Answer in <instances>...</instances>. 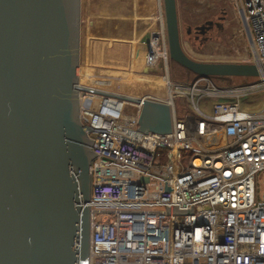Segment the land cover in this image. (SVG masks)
I'll return each instance as SVG.
<instances>
[{
  "label": "built area",
  "instance_id": "1",
  "mask_svg": "<svg viewBox=\"0 0 264 264\" xmlns=\"http://www.w3.org/2000/svg\"><path fill=\"white\" fill-rule=\"evenodd\" d=\"M233 2L252 38L249 58L264 67V0ZM160 31L147 66L169 59ZM168 86L167 99H146L171 105V134L139 131L143 104L132 121L90 126V264H264V108L245 109L240 99L261 88L243 87L209 113L192 95L193 112L181 115L174 99L185 90Z\"/></svg>",
  "mask_w": 264,
  "mask_h": 264
},
{
  "label": "water",
  "instance_id": "2",
  "mask_svg": "<svg viewBox=\"0 0 264 264\" xmlns=\"http://www.w3.org/2000/svg\"><path fill=\"white\" fill-rule=\"evenodd\" d=\"M162 1L173 62L200 79L264 77L257 64L192 60L181 43L177 0ZM80 59L81 0H0V264L91 263L97 154L93 129L82 121L83 93L143 104V134L173 131L168 103L82 87Z\"/></svg>",
  "mask_w": 264,
  "mask_h": 264
},
{
  "label": "rangeland",
  "instance_id": "3",
  "mask_svg": "<svg viewBox=\"0 0 264 264\" xmlns=\"http://www.w3.org/2000/svg\"><path fill=\"white\" fill-rule=\"evenodd\" d=\"M161 2L164 13V3ZM118 3L120 2L117 0H81L80 85L82 87L140 98L149 94H167L168 81L173 88L179 86L185 90L183 91L185 94L174 99L179 114L184 115L193 112L189 105L192 95L197 99L196 103H200L209 113L214 102L229 99L230 94L243 87L255 86L261 89L255 95H243L240 98L243 100L242 106L245 109L256 111L264 108V79L262 78L212 77L200 79L173 62L170 59V53L167 62L161 59L155 66H147L145 63L146 47L143 43H137L139 41H132L131 44L112 41L109 47L102 44L107 42L97 36L102 30L96 28L92 32L90 21L100 19V17H116L115 9ZM177 7L181 43L188 57L204 63L252 64L249 58L253 54L252 47L247 36L243 38L239 33L241 22L236 18L235 12L238 15L239 13L232 0H177ZM222 16H227V23H223L225 30L223 32L213 30L212 39L204 45L196 43L195 28L208 21H218ZM106 27V30L111 33L119 32L112 24ZM189 29L192 30L190 34ZM158 32L161 33V31ZM117 45L125 46L126 49L117 50ZM127 45L130 47L127 48ZM202 79H209V81ZM195 85L198 91L184 89ZM202 95L203 98L199 97ZM151 97L158 96L152 95ZM117 102L110 98L83 93L81 103L84 124L93 127L104 125L105 120L110 117L114 118L112 114L114 112L118 114L115 120L121 122L132 121L138 116V110L134 104L124 103L119 107L115 106ZM258 189L259 196L264 198V173L259 177Z\"/></svg>",
  "mask_w": 264,
  "mask_h": 264
},
{
  "label": "crops",
  "instance_id": "4",
  "mask_svg": "<svg viewBox=\"0 0 264 264\" xmlns=\"http://www.w3.org/2000/svg\"><path fill=\"white\" fill-rule=\"evenodd\" d=\"M119 5L115 9L116 17H100V19L90 21L91 30L94 32L96 28H100L102 31L98 32V37L107 40L105 46L109 47L111 42L118 41L126 42L131 44L133 41H139L137 43L144 44L147 53L148 45L152 37L160 31V29L165 28V16L163 13L162 0H117ZM233 3V0H232ZM128 7V8H127ZM129 7H131L129 9ZM235 12V11H234ZM236 13L237 20L241 22L239 33L242 37H245V27L241 20V17ZM227 23V22H226ZM114 25L118 33L109 32L106 26ZM113 28V26H112ZM130 31V32H128ZM92 34V33H91ZM92 37V36H91ZM137 39V40H136ZM117 50L126 49L125 46L117 45ZM130 45H127V48Z\"/></svg>",
  "mask_w": 264,
  "mask_h": 264
},
{
  "label": "flooded vegetation",
  "instance_id": "5",
  "mask_svg": "<svg viewBox=\"0 0 264 264\" xmlns=\"http://www.w3.org/2000/svg\"><path fill=\"white\" fill-rule=\"evenodd\" d=\"M226 22H227V16H222V18H220V20L214 21V26L211 27L210 31H208L206 34L201 35V34L196 33L195 42L196 43L199 42L201 45L206 44L207 42H209L212 39L211 35H212L213 30L221 31V32H223L225 30L223 23H226Z\"/></svg>",
  "mask_w": 264,
  "mask_h": 264
},
{
  "label": "bare ground",
  "instance_id": "6",
  "mask_svg": "<svg viewBox=\"0 0 264 264\" xmlns=\"http://www.w3.org/2000/svg\"><path fill=\"white\" fill-rule=\"evenodd\" d=\"M146 59H147V53H146V57H145V63H146ZM146 65H147V63H146ZM79 74H80V71H79ZM168 81H167V88H166V91H167V94L165 93L164 95H158V94H149L148 96H145V97H140V99H146L147 97H151L152 95L153 96H158V97H155V98H158V99H161V100H165L166 98H167V96L168 97H170V91H169V86H168ZM147 95V94H146ZM151 95V96H150ZM134 98V97H133ZM125 102H123V101H118L116 104H115V106H121V105H123ZM123 109V108H122ZM125 109V108H124ZM123 113V112H122ZM112 114H114V118L113 117H110L109 119L110 120H115V118H116V116L118 115L117 114V112H114V113H112ZM118 117V116H117ZM110 120H108V121H110ZM107 120L105 121V122H108ZM110 123V122H109Z\"/></svg>",
  "mask_w": 264,
  "mask_h": 264
},
{
  "label": "trees",
  "instance_id": "7",
  "mask_svg": "<svg viewBox=\"0 0 264 264\" xmlns=\"http://www.w3.org/2000/svg\"><path fill=\"white\" fill-rule=\"evenodd\" d=\"M190 72V71H189ZM192 73V72H191Z\"/></svg>",
  "mask_w": 264,
  "mask_h": 264
}]
</instances>
